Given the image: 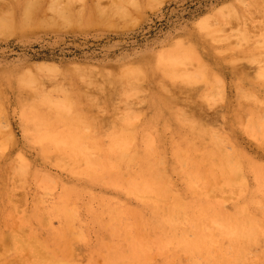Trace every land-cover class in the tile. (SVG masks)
Returning a JSON list of instances; mask_svg holds the SVG:
<instances>
[{
    "label": "bare ground",
    "instance_id": "obj_1",
    "mask_svg": "<svg viewBox=\"0 0 264 264\" xmlns=\"http://www.w3.org/2000/svg\"><path fill=\"white\" fill-rule=\"evenodd\" d=\"M23 1L18 0L10 10L7 5L6 10L21 13L24 4L22 10L27 15L33 14L35 19L44 22L45 25L39 22L40 26L59 31L72 24L66 22L70 15L71 19L78 13L80 16L96 14L93 17L96 25L119 30L126 25L118 21H126L123 17L128 13L127 6L138 10L144 4L141 5L143 0H117L122 5L115 6L114 11L124 13H120L123 16L120 19L114 11L108 10L116 18L108 15L109 12L104 13L107 2L110 7L115 5V0H108L105 5L102 0H88L87 5L78 9L71 5V0H64L63 7L54 3L49 7L45 2L49 0ZM144 1L150 9L157 7L156 1L159 3V0H153L154 4L150 0ZM250 2L252 7L248 9L233 5L210 19L205 16L202 22L200 20L207 44L202 53L195 49L196 40L178 38L153 59L143 64L125 63L117 72L104 73L86 66L87 69H74L65 75L46 71L43 67L45 70L41 69L37 74H29L28 68L27 73L0 76V118L6 112L8 94L5 91L20 96L25 137L21 148L11 140L10 128L0 138V241H4L0 264H78L73 252L77 245L87 240L92 230L96 233V248L88 252L87 264H95L94 254L104 257L103 264H128L134 262V255L141 257L152 251L176 255L182 250L203 259L195 264H210L207 257L209 243L214 241L208 238L211 232L229 236L230 244L237 247L231 258L211 259L213 264H249L244 262L251 246L246 223L254 218V215L250 216L251 209L258 207L259 195L257 187L245 185V172L252 174L257 183L261 181L264 187V166L248 160L251 173L243 171L246 157L238 146L233 147L231 153L221 152L227 116L217 125L205 126L197 102L182 100L179 103L175 98H179V91L194 90L201 83L205 91L199 97L209 101V107L214 111L221 112L227 100L222 91L221 75L228 70L238 74L233 83L236 92L231 97L237 107L238 104L241 107L264 104V0ZM1 6L0 15L5 11ZM255 12L261 15L259 20H252ZM9 20L0 23L1 37L17 33L25 26L19 14H13ZM231 20L239 24L235 33L225 32L224 27ZM252 24L254 26L249 29ZM242 41L244 45L240 43ZM242 59L251 64L255 62L257 68L253 80L244 72ZM45 81L52 82L48 90L42 87ZM28 92H32L30 98L25 96ZM104 111L117 113V122L109 127L106 125L107 128L96 119V114ZM240 114L241 108L229 113L232 126L242 124ZM248 117L254 126L258 122L259 130L255 128V131L264 135V120L260 121L251 113ZM246 125V133L255 138L254 127ZM2 130L0 125V132ZM164 130L174 137L168 143L174 146L170 159L173 158L172 169L180 179L186 181L187 177L189 187L185 192L171 189L168 175L160 172L165 156L155 140L162 138ZM199 148H202L201 157L197 156ZM30 149L35 152L34 158L27 154ZM198 163L219 165L224 169L228 178L226 186L234 176H240L241 188L233 191L238 193V202L231 213L219 214L221 207L207 199L205 193L209 189L205 180L208 174L201 171ZM134 165L138 166L137 178L129 185L124 184L125 189L108 190L95 186L99 181L111 182L113 187L121 185V181H117L118 174ZM47 166L58 167L65 177L49 174ZM211 175L215 176L214 171ZM15 180L26 189L30 184L34 185L30 206L20 211L7 203L13 191L8 183ZM224 189L212 188L210 191ZM163 194L167 199L161 201ZM159 203L162 206L157 207ZM160 208L166 210L170 219L161 217ZM209 208L212 211L204 213ZM53 220H56V226L52 225ZM178 226L183 228L180 234L175 233ZM201 226L206 229L201 230ZM224 226H227L225 232ZM188 233L192 239L187 238ZM243 237L247 240L243 241ZM216 238L219 240V236ZM256 240L264 242L263 238ZM127 253H134L131 254L134 258L125 256ZM135 263L141 264V261Z\"/></svg>",
    "mask_w": 264,
    "mask_h": 264
},
{
    "label": "rangeland",
    "instance_id": "obj_2",
    "mask_svg": "<svg viewBox=\"0 0 264 264\" xmlns=\"http://www.w3.org/2000/svg\"><path fill=\"white\" fill-rule=\"evenodd\" d=\"M17 1L18 0H0V5L2 4L1 8L3 9V11L5 10L3 14L0 15V23L8 22V21L10 22L9 18L13 14H19L21 22L23 21L22 23H25L24 24L25 26L19 28L20 29L19 32L9 33L8 34L9 38H7L8 37L7 35L6 36L2 35V37L0 36V76L14 74V73H27L28 71L29 74H37L41 69L45 70V68L48 69V70L46 69V71L51 70V71H55L56 73L58 72L65 75H69L70 74L69 72L73 71L74 69L86 68V66L87 68L88 67L96 68L94 69V71L100 70L103 71L104 73L117 72L120 66H122L125 63L143 64L146 61L153 59L160 51H163L168 47H171L174 44V42L178 40V38L179 40L180 39L196 40L197 47L195 49L197 52L202 53L207 49L205 34L203 30L200 29V23L202 22L203 19H205L206 17L210 19V17H213L215 13L221 10L225 11L226 9H228L230 6L232 7L233 5L234 6L240 5L241 8L242 6H245V9L252 7L251 5L252 3L250 2L251 0H244V1L243 0H239V1L238 0H162V1L159 0V3L158 1L155 0L157 2L156 3L157 7L154 6V8L156 7L155 9L153 8L150 9L147 6L148 3H146L143 0L141 1V5L144 3L143 4L144 6L142 5L140 9L137 10L132 6H127L129 9L128 13L125 12L126 14H124L118 12L116 14V12L114 11L115 10L114 7L120 6L122 4H120L119 1L115 0V5L110 6L113 8L112 10V8L109 7L110 2L109 3L107 2L106 4V1L108 0L105 1L102 0L103 5L106 4L105 7L107 12L104 11L105 14H107L109 11L112 13L114 11L115 14L118 17H120V19H122L123 17L120 15V13L124 14L125 16L123 18H125L126 21L128 20L129 23L127 24L126 21L124 22L118 21L122 24L126 23V25L119 27V30L116 27H113L115 30L113 28L104 27V26H103L104 28H102L99 27L102 25L97 24L98 25L97 26L96 23H94L96 19L95 18L93 19V17L96 14L94 15L88 14V16H86L87 14L83 13L80 16L78 13L72 15L74 18L72 17L70 19L71 15L69 18H67L66 20L67 24L70 25L72 23L69 27H67L68 29L64 28L59 31L56 29L54 30L53 28L50 29L43 28L42 24H44V22L35 19L33 14H28L30 15L28 16L27 12H24L22 10L24 4H22L21 13L20 12L15 13L14 11L6 10L7 5L10 10V7ZM25 1L27 0H24L23 3ZM59 1L61 2L59 3ZM71 1L70 3L75 7V9H78L77 7L79 6L88 4V0H74V1L71 0ZM240 1H242L241 2L242 5L240 4ZM45 2L46 4H48L47 6L49 7L51 3H54V5H57L59 7H63L64 5V0H56V1L49 0ZM80 2L82 4H80ZM149 2L154 4L153 0L152 2L151 0ZM232 2L235 3L233 4ZM109 13L108 15H110L111 17L114 18L117 17L116 15ZM127 14L128 15L130 14L129 17ZM131 15L132 17H130ZM260 17L261 15L255 12L252 15V20H259ZM91 21H92V25H91ZM39 22L42 23L41 26ZM29 25L34 27H31ZM126 26L128 28H126ZM253 26L254 24H252L251 27H249V29H251ZM106 28H109V30ZM120 28L122 30H120ZM224 28H225V32L227 33H235V31H237V28H239L238 21L231 20L228 23H226ZM43 30H45V32ZM243 42L244 41L240 43L244 45L245 43ZM243 60L244 59H242V62H245L244 68L246 69V70L244 69V72H246V75H248L247 77L253 80L256 77L255 70L257 66L254 65L255 62H252L251 64V62L249 63V61L246 60L243 61ZM43 67L45 68L43 69ZM30 68L33 70H31ZM235 76L237 77L238 74L232 73L231 71L228 70H224L222 72L221 75V78L223 79L222 91L224 92L227 100L225 101V105L221 109V112L214 111L212 108L209 107V101L207 102V100L204 97L203 98L199 97V94H202L205 91V87L201 83L197 84L194 90L179 91L178 92L179 98H175V99L179 103H182V100H190L193 102H197V107L200 109V111L203 112L202 122L205 126L217 125L222 119L224 121L225 117L227 116L228 124L226 125V129H225L226 138L220 144L222 148L221 152L223 154L231 153L234 151L235 146H238V150L242 151L243 155L246 157L243 171L250 172L252 168L247 163L248 160H253L256 163L261 164L260 166L262 167L264 166V135L261 132L255 131V128L259 130V124L257 122L254 126V124L250 122L248 116L249 113H251L256 118H259L260 121L264 120V104L263 103H255L253 105L245 104L242 107L241 105L238 104L239 107H237L233 103L231 98L236 92L235 85L233 84ZM51 85H52L51 81L50 82L45 81L43 82L42 87L48 90L51 88ZM90 88L91 87H87V89ZM13 93L14 92L9 90L5 91V94H8L5 98L6 112L4 115L2 114L0 118L1 123L2 124L4 123L5 125L0 124L1 129L4 130L0 132V138H3V134L5 133V130H8L10 128L8 131H11L10 132V135L12 137L11 140L13 141L15 146L17 145L19 148H21L23 147V142L25 139V137H23L24 130L21 123L22 99L20 96L18 97V95H14ZM30 93L32 92H28L27 94H25L26 98H30L32 96V94ZM55 95L59 96L60 94L55 93ZM23 98L25 97L23 96ZM237 108H241V114L239 120H241L242 124H239L238 127H234L231 125L228 118H229V113ZM96 119L97 121H99V123L102 126H104L103 123H105L104 128L105 127L107 128V126L108 127L112 126L114 123L117 122L116 121L117 113L113 111H104L99 114H96ZM247 123L249 124V126L254 127V131L256 133L255 138L253 137L251 138L250 135L246 133V129L248 127L246 125ZM161 136L162 138L155 140V142L160 144L159 146H157V148L158 149L160 148L159 151H161L162 154L165 156L164 164L160 165L159 167L160 172L162 173V175H168L167 178L169 180V186L171 189H174L175 191L185 192L186 189L189 187L187 183L188 182L187 177L185 179L186 181L181 180L179 174L175 173V170L172 169L173 158L170 159V154L173 153L174 146H171L168 143L171 141L170 138H172L173 136L171 135L170 131H165V130L162 131ZM196 145L197 144H195V146ZM201 151L202 148H199V153H197L198 157H201ZM27 152H28L27 154L31 158H34L35 156L34 150L30 149ZM198 165L202 172H207L208 174V178L207 180H205L207 189H209V191L205 193L207 199H209L213 204L215 203L219 207H221V212L219 214L231 213L233 206L238 202L237 191L241 188V186L239 185L241 182L240 176L239 177L234 176L233 179H231L230 185L226 186V180L228 179L227 174L225 170L222 169L219 165H214V164L208 165L206 163L205 165H200L198 163ZM137 168L138 166L134 165L133 167H129L125 170H122V174L120 171V173L117 176V181H121L122 183L121 185H115V187H113L110 186L111 182L99 181V185H95V186L99 188L106 187L108 188V190H112V189L123 190L125 189L124 187L125 185L131 184L132 180L137 178L136 176ZM46 170L51 175L61 176L63 178L65 177V173H63L62 170L59 169L58 167L47 166ZM212 171H214L215 176L211 175ZM245 174L247 176V180L244 181L245 185L253 189L257 187L259 199L257 202L258 207L251 209L252 213L250 214V216L254 215L253 220H249L246 223V226L249 228L247 231L249 232V236L251 237V240L249 242L251 246L249 248V254H247L246 258L244 259V262H249V264H264V242H259L256 240L261 238L264 239V187L261 181L258 183L256 182L252 174L247 175L246 172ZM162 177H166V176H162ZM15 181H11L8 183L9 186L13 188V191L9 196L10 198L7 199V203L8 205L14 206L15 211L16 210L20 211L21 208L22 209L28 208L30 206L34 185L30 184L28 189H26L24 187H21L18 181H16V183ZM12 182L14 183L13 186H12ZM212 188H220V189L225 188V189L223 191L211 192L210 190ZM234 189L237 191L233 192ZM203 196L204 194L202 193L201 197ZM131 197H133V194L131 195ZM160 198L161 201H164L167 199V196L163 194L161 195ZM160 206H162V203H159L157 207ZM211 211L212 208H209L204 213H209ZM158 212L161 215V217L164 218L167 217L170 219L165 209L160 208ZM56 223H57L56 220L52 221L53 226H56ZM227 223L230 225L229 222ZM223 228L225 232L227 230V226H224ZM200 229L204 231V229L206 228L201 226ZM182 230H183L182 226H178L175 229V233L180 234L182 233ZM197 234H201V233H197ZM217 236H219V240L216 238ZM195 237L198 241V237L196 235ZM209 237L214 240L209 243L210 251L207 257L210 264H213L212 260H221L224 257L231 258V255L237 249L235 245L230 244L231 242L229 240L230 238L229 236L221 235L218 232L215 233L211 232L209 233L208 238ZM187 238L192 239L193 236L188 233ZM242 240L245 241L247 239L243 237ZM95 244H96V233L95 231L92 230L90 231V235H88L87 240L77 245L75 251L73 252L75 255V260L78 264H87L88 256H90L88 252L90 253L91 251H93L94 248H96ZM3 245H4V241L1 240L0 241L1 253L3 250L1 247H3ZM148 253H146V255L144 254V256L141 257L138 255H134L136 259L134 258L133 255H131L134 253H127L125 254V256L129 255L131 258H134V262H133V260L128 256L127 258L133 262L128 264H136L135 263L136 260L137 261L140 260L141 264H144V261L147 264H195L198 263V261L202 262L203 260L197 254L194 255L190 251H184V250L180 251V253L176 255L174 253L164 252L165 254H163L161 252H156V251L154 252L152 251ZM94 255H96L95 264L104 263V259H103L104 257L102 255H97V254ZM150 256L152 258H150ZM143 257L145 258V260L143 259ZM0 261H1V254H0Z\"/></svg>",
    "mask_w": 264,
    "mask_h": 264
}]
</instances>
